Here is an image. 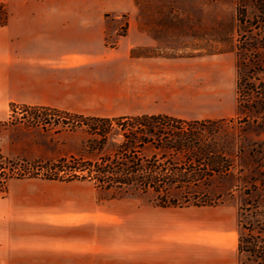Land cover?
Here are the masks:
<instances>
[{
    "label": "crops",
    "instance_id": "crops-1",
    "mask_svg": "<svg viewBox=\"0 0 264 264\" xmlns=\"http://www.w3.org/2000/svg\"><path fill=\"white\" fill-rule=\"evenodd\" d=\"M135 0H0V122L14 105L84 117H230L219 107L220 57L143 54L163 43ZM236 86V84H235ZM236 102V97H235ZM46 135L28 155H76L88 134ZM92 182L6 181L0 264H239L234 207L138 206Z\"/></svg>",
    "mask_w": 264,
    "mask_h": 264
},
{
    "label": "rangeland",
    "instance_id": "rangeland-1",
    "mask_svg": "<svg viewBox=\"0 0 264 264\" xmlns=\"http://www.w3.org/2000/svg\"><path fill=\"white\" fill-rule=\"evenodd\" d=\"M135 3L139 7L140 20L153 23L163 43L139 53L217 55L220 64L227 67L219 94V107L225 113L233 110V115L214 120V123L188 127L198 143L197 150L209 153L208 156L195 158L180 153L174 157L176 162H188L194 158L204 164H191L193 168H206V164L210 163L209 168L217 169V172L204 184L189 185L181 191L169 189L166 201L174 200L177 204L168 207L182 208L194 206V203L234 207L238 238H243L244 249L255 246L259 253H264V129L253 122V119L260 121L264 115L245 111V118L238 117L235 102L238 69L236 45L243 44L248 49L241 53L239 72L242 75L250 73L252 61H255L262 70L259 77L264 80V21L258 17V7L264 5V0H135ZM238 8L244 11L246 24L252 25L251 31L244 32L240 28L236 16ZM249 82L257 83L253 79ZM249 99L253 100V97ZM73 120L74 117L70 115L50 110L21 105L10 108L8 118L0 122V194H5L8 179L32 178L30 176L45 173V170L38 168V164L45 161L29 156L28 150L42 145L46 135L50 137V148L56 155L71 150L64 148L60 136L54 134L71 133L77 128L87 131L85 127H71ZM85 141L76 155L94 159L95 155L84 150ZM111 149V145L106 147V151ZM194 153L198 154L196 150ZM100 197L122 199L140 207L164 208L157 205L160 197L156 194L132 189L126 192L110 190L100 194ZM239 264H264V260L242 251Z\"/></svg>",
    "mask_w": 264,
    "mask_h": 264
},
{
    "label": "trees",
    "instance_id": "trees-1",
    "mask_svg": "<svg viewBox=\"0 0 264 264\" xmlns=\"http://www.w3.org/2000/svg\"><path fill=\"white\" fill-rule=\"evenodd\" d=\"M259 15L264 21V5L258 7ZM240 28L251 31L252 25L246 24L244 11L236 12ZM249 29V30H247ZM242 37V36H241ZM255 49L256 47H251ZM238 69L236 79V106L238 117L245 118L247 112L264 115V80L259 77L258 64L253 62L250 73L242 75L239 72L242 52L248 50L243 44L236 45ZM257 83H251L250 80ZM249 99V98H252ZM48 110V109H44ZM74 117L71 127H85L88 138L84 150L95 155L94 159H86L81 155L62 156L53 161L38 164L39 169L45 170L43 175H32L48 180L72 181L86 180L102 190L126 192L130 189L140 193H154L160 197L158 206L176 205L166 201L169 189L178 191L189 185L206 183L217 172V169L193 168L190 166L204 165L191 159L188 162H176L175 156L187 154L208 156L209 153L199 152L195 136L189 128L194 124L214 123V120H184L168 115H137L113 118L84 117L64 111L50 110ZM247 111V112H245ZM253 122L264 129V118ZM117 141V142H116ZM108 145L112 146L106 151ZM194 150L198 154L194 153ZM195 161V162H194ZM188 165V168L186 167ZM186 200V198L184 197ZM194 205H206L194 203ZM245 228V227H244ZM249 231V227L247 228ZM239 253L248 252L250 255L264 260V253H259L257 247L244 249L243 238L238 241Z\"/></svg>",
    "mask_w": 264,
    "mask_h": 264
},
{
    "label": "built area",
    "instance_id": "built-area-1",
    "mask_svg": "<svg viewBox=\"0 0 264 264\" xmlns=\"http://www.w3.org/2000/svg\"><path fill=\"white\" fill-rule=\"evenodd\" d=\"M17 106H19V105H14V107H17Z\"/></svg>",
    "mask_w": 264,
    "mask_h": 264
}]
</instances>
